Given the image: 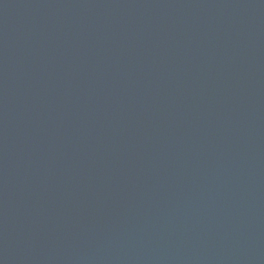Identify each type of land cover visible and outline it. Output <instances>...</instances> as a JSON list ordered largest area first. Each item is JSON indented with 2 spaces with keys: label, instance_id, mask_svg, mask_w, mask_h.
Segmentation results:
<instances>
[{
  "label": "water",
  "instance_id": "1",
  "mask_svg": "<svg viewBox=\"0 0 264 264\" xmlns=\"http://www.w3.org/2000/svg\"><path fill=\"white\" fill-rule=\"evenodd\" d=\"M0 264H264V0H0Z\"/></svg>",
  "mask_w": 264,
  "mask_h": 264
}]
</instances>
